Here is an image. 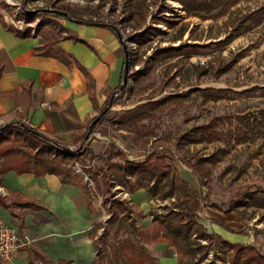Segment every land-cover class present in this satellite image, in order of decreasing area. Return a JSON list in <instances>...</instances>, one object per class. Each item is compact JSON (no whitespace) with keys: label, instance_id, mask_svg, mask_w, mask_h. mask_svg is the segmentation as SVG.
I'll return each instance as SVG.
<instances>
[{"label":"rangeland","instance_id":"rangeland-1","mask_svg":"<svg viewBox=\"0 0 264 264\" xmlns=\"http://www.w3.org/2000/svg\"><path fill=\"white\" fill-rule=\"evenodd\" d=\"M161 1L166 9L160 11ZM126 0H1L2 13L12 27L20 30H40L45 36L52 34L55 40L63 36L56 16L50 13L64 4H71L81 10V18L115 24L126 37L130 51H137L140 58L130 64L132 75L125 91L113 93L114 104H102L101 110L107 114L98 123L86 141L80 136L87 125L77 130V136L63 140L71 148L81 144H92L95 156L84 154L78 160L67 159L63 168H71L73 174H79L90 189L96 204V236L99 240L102 258L96 254V264H120L114 255L117 240L131 237L145 247L159 264H174L176 255L173 248L156 242L153 238L145 239L139 234H131L120 227L118 220L110 222L112 213L109 206L129 210L134 220L141 225V232H152V223L156 214L167 212L173 198H160V194L151 196L144 189L134 193L128 186L111 180L112 192L106 198L107 191L102 182V169H107L111 162L127 160L143 163L152 153L157 154L149 162L170 164L175 177L188 181V189L201 201L198 209L200 219L210 229H222L233 241L250 242L264 253V207L249 204L248 191L264 189V137L255 136L244 142L235 139L213 140L210 142L180 143L183 134H192L198 126L216 122L217 130H235L243 117L254 120L264 109V95L260 90H251L253 86L264 87V24L254 26L249 20L242 22L251 5L247 0L234 5L229 2L226 13L220 17L212 13L204 19L203 15L180 18V23L189 22V28L181 39L175 40L178 27H170L156 16L176 18L177 9L168 0H160L156 5L147 0L149 14L142 28H133V20H124L127 14ZM233 5V6H231ZM159 18V17H158ZM50 21L59 26L54 27ZM151 29L154 32L147 30ZM148 38L146 43L139 41ZM224 39V44L216 41ZM199 44L186 47L183 53L162 57L160 52L167 46L181 44ZM243 52L234 65L224 73L217 75V70L224 62ZM147 66H151L148 70ZM224 88L217 99L206 98L198 88ZM192 90L186 97L169 98ZM168 98L167 102L153 111L151 117L134 124L121 125L116 120L121 115L149 101ZM110 100V101H111ZM94 114V115H95ZM58 137V136H53ZM112 143L124 153L114 152ZM17 148L24 145L16 142ZM221 149L228 152L215 162L203 161L201 178L194 169L198 161L217 153ZM113 151L109 162L106 156ZM79 158V157H78ZM87 169L89 171H85ZM208 170V173H207ZM97 173V174H96ZM72 174V175H73ZM96 174V175H95ZM95 176V177H94ZM131 179V176L129 177ZM133 180V179H132ZM117 198V199H116ZM116 199V200H114ZM127 200L120 204L119 200ZM133 205V206H132ZM118 216L123 213L119 211ZM178 219V218H177ZM186 217H182L185 220ZM127 222V221H125ZM230 226L233 230L228 229ZM108 232L107 236H103ZM197 235L195 234L194 237ZM209 242L203 239L202 243ZM226 247L216 241L209 247L208 255L198 264H229L222 262V251ZM198 256V255H197Z\"/></svg>","mask_w":264,"mask_h":264},{"label":"crops","instance_id":"crops-1","mask_svg":"<svg viewBox=\"0 0 264 264\" xmlns=\"http://www.w3.org/2000/svg\"><path fill=\"white\" fill-rule=\"evenodd\" d=\"M168 1L181 6L180 18L181 13L199 16L187 14L180 2ZM240 1L244 0H230L234 5ZM247 3L251 8L246 14L264 6V0ZM225 7L200 15L206 19L215 12L220 17ZM58 20L64 30L57 40L51 33L42 35V28L22 36L4 17L0 0V127L26 124L64 142L77 136L116 90L125 70V50L116 29L107 23ZM249 20L254 26L264 24V19L258 24ZM0 221L30 240L11 264H94L96 204L80 183L56 173L8 169L0 179ZM207 228L230 242L253 244L233 241L222 229ZM158 243L173 248L177 260L173 246Z\"/></svg>","mask_w":264,"mask_h":264},{"label":"trees","instance_id":"trees-1","mask_svg":"<svg viewBox=\"0 0 264 264\" xmlns=\"http://www.w3.org/2000/svg\"><path fill=\"white\" fill-rule=\"evenodd\" d=\"M180 2L187 14L189 15H200L201 12L207 14L211 13L217 8L221 9L230 2V0H174ZM237 2L239 0H233ZM153 4H158L160 0H152ZM159 10L162 12L166 9L165 1H161ZM126 20H133V28H142L147 21L149 14V5L147 0H126ZM51 14L66 18L82 19L81 10L73 7L71 4H64L56 9L50 11ZM204 16V15H203ZM159 17V18H158ZM156 21L161 20L170 27H178V34L174 37L175 40L181 39L185 32L189 28V22H182L180 25V17L169 18L167 16H156ZM252 19L256 24L260 23L264 19V6L258 10L250 12L242 16V21ZM84 20V19H82ZM89 22H96L93 20H86ZM54 27L59 25L50 21ZM109 26L115 28V24H109ZM43 23L40 24V29ZM63 27L59 26V31H63ZM154 32L148 29L147 32ZM16 32L22 36H28L31 34V30H16ZM148 38H144L139 41L140 44L146 43ZM226 40L217 41L218 44H224ZM199 44H181L178 46H167L162 48L160 55L162 57H171L183 53L186 47H194ZM243 56V52L236 54L235 58L224 62L222 66L217 70V75L224 73L229 70L234 63H236ZM140 58L137 55V51H130V64H134ZM151 66H147L149 70ZM129 73V80L131 78ZM124 73L122 75L119 85L113 93L118 91H125L128 87L129 82L121 87L123 83ZM251 90H260L264 95V87L253 86ZM206 98L217 99L221 96L222 92H226L224 88H213L205 87L198 88ZM192 90H188L178 95L169 96V98H181L186 97L191 93ZM112 93V94H113ZM111 94V96H112ZM111 96L105 102L108 105L114 104V99L111 100ZM111 100V101H110ZM168 98L162 100L149 101L133 109L125 111L120 118L116 120V123L121 125L134 124L138 121L151 117L153 111L166 103ZM108 111V110H107ZM101 112L92 117L88 124L87 129L82 135V141H85V136L88 131H95L99 122H101L107 114ZM101 115L100 119L90 126L93 120ZM216 122L204 124L193 129L192 134H183L180 143H196V142H210L213 140H226L235 139L236 141L244 142L255 136L264 137V109L260 110V116L254 120L243 117L240 119L239 125L235 130H217ZM21 141L24 145L22 148L16 147V142ZM116 153L123 154L124 151L119 148L116 144L112 143ZM227 149H221L217 153L210 157H205L198 161L197 167L194 169L195 173L203 178L206 174L202 170L203 161L215 162L220 160ZM84 154H90L95 156L94 150L91 146L81 144L77 148H71L66 143L54 140L45 136L44 134L35 131L26 124L9 125L6 127H0V179L1 176L11 168L30 171L34 173H56L60 175L64 180H72L73 182L80 183L86 187L87 182L82 177L75 173L73 174L71 168H63L62 165L67 159L77 158L78 160ZM157 152L147 156L145 161L148 163H138L127 160L126 162H111L108 164L107 169H102L103 186L108 192L106 198L112 192L111 180L116 179L120 184L128 186V191L133 192L138 188H144L151 196H155L159 193L160 198H173L171 202V208L164 213L156 214L155 220L152 223V232L143 234L141 228L132 216L130 210L116 209L109 206V211L112 213L110 222L115 223L117 220L120 227L124 226L126 231H129L132 235L139 234L142 238L149 239L153 238L156 242L167 243L168 246H173L177 253L176 264H198L199 261L203 260L208 255V248L213 246V243L219 241L220 244L224 245L226 249L222 251V262L225 263L227 260L229 264H264V253L253 244L233 243L230 242L220 235L209 232L208 228L200 222V215L198 209L201 208V201L195 195H192L188 189V181L182 177H175L172 172L170 164L161 165L159 162L150 163L149 160L154 157ZM113 155V151L108 153L106 156V162L108 163ZM79 157V158H78ZM86 172L89 171L84 169ZM208 173V170H207ZM73 174V175H72ZM97 174V173H96ZM95 174V175H96ZM131 176V179L129 178ZM95 177V176H94ZM133 179V180H132ZM246 197L249 199L248 203L260 207H264V189L255 191H248ZM117 199V198H116ZM114 199V200H116ZM120 204H127L128 201L124 199L119 200ZM133 206V205H132ZM122 212L123 215L118 216ZM186 217L182 220V217ZM178 218V219H177ZM127 221V222H125ZM21 234V233H20ZM197 235L194 237V235ZM108 232H104L103 236H107ZM203 239H208L209 242L202 243ZM96 250L97 253L101 254L99 240L96 239ZM113 255L120 260V264H159L156 259L150 255L144 246L138 244L131 237H126L122 240H117L114 245ZM198 255V256H197ZM102 258L106 257V254H101ZM97 260L95 259L94 264ZM50 264V263H46Z\"/></svg>","mask_w":264,"mask_h":264},{"label":"built area","instance_id":"built-area-1","mask_svg":"<svg viewBox=\"0 0 264 264\" xmlns=\"http://www.w3.org/2000/svg\"><path fill=\"white\" fill-rule=\"evenodd\" d=\"M37 31L36 28L33 33L35 34ZM123 38L128 44L124 35ZM29 243L30 240L20 234L16 227L0 221V264H11L18 250Z\"/></svg>","mask_w":264,"mask_h":264},{"label":"water","instance_id":"water-1","mask_svg":"<svg viewBox=\"0 0 264 264\" xmlns=\"http://www.w3.org/2000/svg\"><path fill=\"white\" fill-rule=\"evenodd\" d=\"M115 29L118 33L119 38L122 41L124 50H125V70H124V77H123V83L121 85V87H124L128 82H129V72H130V50L128 47L127 42L124 40L123 38V34L121 33V31L119 30V28L117 26H115ZM101 115H98L92 122L90 129L92 127L93 124H95L99 119H100ZM91 130L88 131V133L85 136V140H87L91 134Z\"/></svg>","mask_w":264,"mask_h":264},{"label":"bare ground","instance_id":"bare-ground-1","mask_svg":"<svg viewBox=\"0 0 264 264\" xmlns=\"http://www.w3.org/2000/svg\"><path fill=\"white\" fill-rule=\"evenodd\" d=\"M181 8V6H179Z\"/></svg>","mask_w":264,"mask_h":264}]
</instances>
